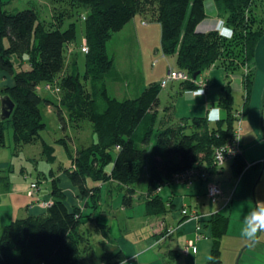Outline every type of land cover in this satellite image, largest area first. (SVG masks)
Instances as JSON below:
<instances>
[{"label":"trees","instance_id":"16d2710c","mask_svg":"<svg viewBox=\"0 0 264 264\" xmlns=\"http://www.w3.org/2000/svg\"><path fill=\"white\" fill-rule=\"evenodd\" d=\"M58 1L63 4L58 16L53 13L51 23L46 24L35 8L8 9L0 0V82L3 84L0 90L1 96L8 95L15 103L11 117L0 121V148L5 145L4 124L11 122L17 144L41 140L43 154L54 163L55 147L41 139L45 123L40 109L42 102L47 107L54 104L63 127V110L77 127L84 120L91 124L94 138L88 146L71 151L65 140L60 139L71 161V165H64V171L78 196L86 201L85 207L96 210L102 187L99 183L110 182L125 189L122 204L132 207L135 185L151 160L146 184V195L150 198H144V202L148 216H161L167 211V201L157 190L170 185L174 175L191 170L196 173L192 182L200 179L209 183L200 174L207 176L217 169L212 164L213 149L233 137L236 121L230 76L238 73L247 61L253 63L256 45L264 35V16H259L254 9L256 0H213L216 10L224 15V22L233 30L222 35L217 30H197L207 17L206 0ZM151 8L157 9L163 54L175 56L180 71L188 76L178 81L179 95L195 91L196 79L211 67L223 68L226 79L217 104L223 113L220 121L210 124L205 117L163 125L158 115L162 87L157 82L144 87L134 97L118 100L109 96L106 81L122 82L125 77L114 67L113 58L107 53V42L137 13H146ZM74 9L85 11L80 14L85 23L87 46L83 80L91 82L93 99L87 94L77 69L60 76L65 48L76 38L74 22L64 29L61 24ZM15 57L21 60L19 68L15 67ZM239 73L242 78L246 76L242 81L249 95L252 75ZM59 76L60 99L53 103L41 97L37 83H50ZM98 99L104 103L101 111ZM148 147L153 151L151 159L147 156ZM245 167L243 156L237 155L233 162L235 174L239 175ZM154 192L156 196H152ZM51 194L52 202L44 214L17 218L2 227L0 264H80L91 253L90 241L82 226L85 221H95L94 213L86 214V210L69 207L55 181L51 183ZM89 201L93 203L91 206ZM96 222L99 228L103 226ZM228 224L229 218L222 212L213 213L207 219L211 259L208 257L205 264H222L221 241ZM103 249L104 264H118L125 258L118 250L114 252L113 262H106L110 253L105 246ZM166 255L170 259L180 257L176 250H169Z\"/></svg>","mask_w":264,"mask_h":264},{"label":"rangeland","instance_id":"374dc122","mask_svg":"<svg viewBox=\"0 0 264 264\" xmlns=\"http://www.w3.org/2000/svg\"><path fill=\"white\" fill-rule=\"evenodd\" d=\"M2 1L5 2V6L8 9L16 8L21 10L25 8H35V10H37L39 13L40 20L44 21L46 24L51 23L53 13L57 14L58 16V12L60 10V4L57 2L54 4L52 0ZM61 5L63 6V4ZM254 9H258V14L263 15L261 10L264 11V0H256ZM214 11V8H207V18L203 23H206L210 19L214 18ZM84 12V9H81L79 12H76L75 9L71 10V15L66 16L61 24L63 27L62 29H64L67 28L70 23L74 22L76 28V38L71 45L69 44L65 48L64 68L60 76L65 75L67 72H71L73 69H77L82 81L84 82L87 94L91 99H93L94 93L93 90H91V82L88 80H83L86 55L81 52L80 48L81 46L86 45V38L85 23L83 18H80V14ZM156 15V8H151L143 14L138 13V20L142 19L143 23L141 22V25L138 28L141 31L137 33V37L135 38L133 33L125 32L126 28L121 30L123 32L119 31L114 33L111 39L107 42V53L110 58H113L114 67L118 71L126 73L132 82L137 80L140 82L144 77L145 80L150 84L152 82L161 83L163 80H167V84L165 85L166 87H162V93H160L159 96L160 106L161 108H164L168 105V94H171L172 91L174 94V82H176L178 85V81H181V78L183 77L169 79V74L180 71V68L177 64L175 56H165L162 52L160 42L161 28L157 21ZM136 17L137 16L134 18ZM226 26H228L227 23ZM208 27L209 25L206 26V29H209ZM229 27L225 30H230L233 33L232 27L230 25ZM13 61L15 67L19 68L21 60L15 57L13 58ZM23 64L24 67L27 66L26 63ZM252 64L253 63H251V60L247 61V63L240 67V71H243V74L245 75L252 74L254 71L252 69ZM214 67L216 66L211 67V69ZM217 69L223 70V68L218 67ZM208 71L204 72L203 76L200 77V79L205 81L203 83H206V78L204 75L207 77ZM60 76L56 79L54 78V80L48 84L51 86H59L58 84ZM244 78L246 79V76L243 77V79ZM198 79L199 78H197L196 81ZM46 84L47 83L44 82L37 83V89L40 91L39 94L48 101L56 103V99H60V94L58 95L55 92L46 89ZM106 84L109 96L117 98L118 100H122L126 97V95H122V89L124 87L125 81L115 82L112 80H107ZM217 90L220 93L223 92L222 88L220 87ZM211 93H213V91H211ZM233 93L234 109L237 108L238 111L240 110L244 112L243 107L245 102L243 94L241 91H235ZM251 95V99L248 103V111H245V115H242L243 120V118H246V114H249L250 121L247 122L246 118L242 126L245 127L248 124L250 130L255 132V129L258 131L259 126H261V117L263 118L264 123V114L261 115L260 106V101L262 102L264 97L263 73H259L257 79L253 82ZM97 102L98 110L101 111L104 103L101 99H98ZM217 104L218 103H216V106ZM40 109L43 123H45V129L41 131V139H43L47 144L55 147L54 155L56 160L54 163H50L47 160L46 155L43 154L41 140H38L32 144H17L13 139L11 122H6L4 124L5 145L4 147L0 148V224H4L2 222L4 220H8L13 216V214H16L14 219L25 218L26 209L31 206V203L36 201H34L36 196H29V192L31 190L28 188L30 184L38 183L40 186L39 195L41 194L43 196L47 192L45 183L51 178H54L53 176L58 177L60 174L63 175L65 173L64 165H71V161L64 150V146L61 145L62 142H60V139L65 140L71 151H75L78 148L80 149L83 146H88L91 142H93L94 136L91 124L88 120H84L80 126L77 127L74 122L69 120L68 114L63 110L62 114L65 122L63 127V123L58 117V111L54 104L47 107V104L42 102ZM160 113L161 115L163 114L162 111H160ZM236 127L237 124L235 128ZM147 149L149 151L147 156L151 159V153L153 151L150 149V147ZM255 150L256 148H254L253 141L249 135L247 136V143L243 148L246 160L248 159L250 162L252 156L255 155ZM260 153L264 154V148ZM152 163L153 162L149 160L139 182L135 185L138 198L135 197L132 207L123 206L121 197L124 194L125 189L121 190L120 187L114 182L103 184L99 195L100 200L96 210L92 209L91 207H85L86 214H90L91 212L94 213L92 219L95 221H90V223L85 221L84 225L82 226V230L88 235L91 245V253L85 255L80 264H103L99 257L104 252V249L102 248L103 242L99 230L100 228L97 226L96 221H98L100 225H111L113 231L112 233L110 232L109 237L115 244L125 246V248L131 246L135 248L140 259H132L133 261L129 260L128 263L139 264L141 259L145 258L148 263L152 264V260L147 258L149 256L153 257V254L160 255L158 248H153L152 250L146 249V251L142 253L143 248H148V243L152 238L151 229L153 230L156 228V226H154V223L156 222L155 219L151 227V220L153 216L147 215V207L141 199L143 196H140L142 192L146 191L147 171ZM162 165L165 166L166 170V164L163 163ZM232 167V163H228L224 166V171L222 173L216 174L208 172L206 176L209 183H214L216 185L219 184L218 186L222 188L224 193V195L219 198L216 204L221 207L225 205L223 208L225 210L222 212L229 218L227 232L221 241V252L224 258V264H264V248L260 244L263 237H260L259 240H257L259 231H257L256 238L253 240H250L242 235V230L246 226L244 223L245 217L250 213L257 212L260 208L264 207L263 201L260 199L261 190L264 188V179H260V181H258V179L255 178L254 172L252 171H245L238 176L235 174ZM57 179L66 178L65 176H62L61 178ZM7 183L9 187L7 186ZM6 186L8 189H6ZM174 186L176 187L177 185ZM189 187L190 186L187 185V188ZM182 189L187 191L184 187H182ZM190 189L191 188H189V190ZM169 191V187H164L161 196L166 197V194ZM178 192L182 196V190H179L178 188L177 192L175 191V193ZM139 198L142 201H140ZM187 199L188 200H186V203L188 201L191 203L196 201L193 196L189 197L187 195ZM202 199L205 201L204 196H202ZM226 201H228V203ZM89 204L91 206L93 203L89 201ZM199 204V208L201 209L202 202L199 201ZM14 219H10L6 225ZM189 233L192 237L188 240L193 243L195 237L193 236L192 229L191 231L184 233V236H186L185 234ZM184 240L185 237H183L181 241L182 244H184ZM254 240L257 241L253 242ZM105 247L107 248V252H109L110 248L107 246ZM183 258L184 257L176 259V264H180L179 260ZM157 259L160 261V264H163L161 259Z\"/></svg>","mask_w":264,"mask_h":264},{"label":"crops","instance_id":"0c3cea01","mask_svg":"<svg viewBox=\"0 0 264 264\" xmlns=\"http://www.w3.org/2000/svg\"><path fill=\"white\" fill-rule=\"evenodd\" d=\"M54 4L61 3L58 2L57 0H52ZM208 5H207V3ZM205 2V11L207 8H214V18L210 19L208 22L203 23L205 20H203L199 26L197 27V30L200 32H206L209 30H218L221 27L225 26V22L223 20L224 15L220 14L213 3V0H206ZM61 6V5H60ZM256 12H258V9H256ZM261 13L264 16V11L261 10ZM260 15V14H259ZM137 16L136 18H134ZM125 26L122 30L125 28V32L127 33H133L135 35V38L137 37V33L140 32L139 26L141 25V22L143 23V20H138V13L135 15ZM207 16V14H206ZM139 23V24H138ZM209 25V29H206V26ZM264 25V23H263ZM123 32V31H121ZM72 44V43H71ZM70 44V45H71ZM69 50V49H68ZM70 51V50H69ZM72 54V53H71ZM71 56V55H70ZM73 56V54H72ZM252 69L254 70L252 75V81L254 82L257 79V76L259 73L264 74V35L261 36L259 39L256 48H255V53H254V60L252 64ZM120 72V71H119ZM207 72V71H206ZM124 77H125V84L122 89L123 94L126 95V97H134L143 90L144 87L148 86L150 83H148L145 80V77L143 80L140 82L137 80L135 82H132V80L129 79L128 75L124 72H121ZM209 75V76H208ZM208 75H204L206 78V89L204 94L201 97H195L193 95V91H184L182 94L179 95V87L176 82L175 83V91L173 94V91L171 94H168V105L165 106L164 108L159 107V119L162 122L163 125L167 124H174L180 119H193V118H207V111L205 110V105L207 104H212L215 105L218 103L219 98L222 96V93H220L217 89L225 84V73L222 69H217V67L210 68L208 71ZM209 82H208V80ZM231 90L232 94L235 91H241L244 97V107L243 111H238V109H234V114L236 115V121L233 124V129L234 132H236V135L238 136V155L243 156V160L246 164V167L242 170L240 174H242L245 171H252L255 174V178L260 181V179H264V154H261V150L264 148V123H263V118L261 117L260 125L258 131L255 129V132L250 130V127L248 124L244 127L242 126L243 123L245 122L247 118V122L250 121V116L249 114H246V118L242 120V115H245V111H248V103L251 99V94H252V85H251V92L249 95H247L245 89H244V83L242 81V77L240 76V73H236V75H231ZM153 83V82H152ZM158 83V82H157ZM2 82H0V87L2 86ZM166 87V86H165ZM126 88V89H124ZM216 88V89H215ZM243 90V91H242ZM213 91V93H211ZM162 93V91H161ZM117 99V98H116ZM234 105V104H233ZM260 106H261V115L264 114V97L262 102L260 101ZM165 108H167L165 110ZM234 108V107H233ZM237 110V111H236ZM160 111L163 112L161 115ZM243 113V114H242ZM223 114V113H222ZM237 124V127L235 128ZM244 127V128H243ZM241 134V135H240ZM246 134V135H245ZM245 137L243 138V136ZM251 136V139L253 141L254 148L256 150L254 151L255 155L252 156L250 162L248 159L246 160L245 154L243 151L244 145L247 143V136ZM241 136V139H240ZM258 137V141H257ZM250 142V141H249ZM263 143V144H262ZM263 155V156H262ZM234 158L229 159L226 161V163L221 167L217 168L213 173H222L224 171V166L228 163H232L233 165ZM231 166V164H230ZM234 170V168L232 167ZM239 174V175H240ZM238 175V176H239ZM62 176H65L66 179H57L61 178ZM54 178H51L48 180V182L45 183L46 186V194L45 195H39L40 191V186L38 185V188L33 192V195L30 197H35L33 203H31L27 209H26V215H42L45 213L46 209L48 206L44 205L46 203L49 205L52 202V194H51V183L55 181V184L57 187L62 191V193L65 196V203L68 206H73L77 207L80 209V211H84L85 209V200L81 197L78 196L77 190L72 186L69 178L66 176V173L63 175L60 174L58 177L53 176ZM199 183V185H198ZM259 183V182H258ZM211 183H207L203 180L197 179L192 182L189 188H187L186 184H170L166 185L164 187H169L170 191L166 194L165 196H161V198L164 201H167L166 203V208L167 211L163 215H158V216H153L151 220V227L153 225L154 219L156 222L154 223V226H156L155 229H151L152 234H151V239L148 243V248H143L142 253L146 251V249L152 250L153 248H158L160 255H155L153 254V257H148L147 259L152 260V264H160V261L157 259H161L163 261V264H176V259H180L181 257H184L183 259L179 260L180 264H205L208 257H209V252L211 248V234H210V228L206 227L205 225L207 224V219L210 218V215L216 212H224L225 209L224 206L221 207L219 205H216L219 198L224 195L222 188L220 187L222 191V195L217 198L215 203H211L207 197H206V190H207V185ZM214 184V183H212ZM99 185H102V183H99ZM174 185H177L176 187ZM219 185V184H218ZM8 186V183H7ZM6 186V187H7ZM9 187V186H8ZM8 187L6 189H8ZM30 187V186H29ZM159 191L157 190V194L159 193L161 195L163 188ZM182 187H184L187 191L183 190ZM102 188V187H101ZM182 190V196L180 193H175L177 192V189ZM29 189V188H28ZM175 189V191H174ZM159 191V192H158ZM260 199L263 201L264 205V188L261 190L260 193ZM187 195L193 196L195 198V202L191 203L188 201L186 203ZM140 196L142 197V200L140 201L144 202V198L148 199L150 198L149 195H146V191L142 192ZM152 196H156V193L154 192ZM202 196H204L205 201L202 199ZM138 198L137 193L134 196V199ZM133 199V202H134ZM199 201L202 202V208H199ZM204 202V203H203ZM228 203V201H226ZM145 203V202H144ZM226 204V203H225ZM264 208V207H263ZM182 209H186L189 213H195L196 212V218H190L188 219L187 217H184V215L181 214ZM202 210V211H201ZM222 212V213H223ZM147 213V212H146ZM224 214V213H223ZM16 217V214H13L12 217H10L8 220H4L0 224V230L2 229L3 226L6 225L10 219H14ZM103 224H101L102 226ZM199 228V230L197 229ZM193 230V236L195 237L193 241V247H190L188 252L185 253L183 250V247H187V245L190 243V239L192 236L189 234H185L188 231ZM100 234L102 237V246H107L110 248L109 255L106 257V262L107 261H112L113 262V257L115 256V251H121L123 254L124 260L119 262L118 264H130L128 263L129 260H135V259H140L138 253H136V250L134 247H128L125 248V246L115 244L109 237L110 232L112 233L113 229L110 226L100 227ZM180 237V238H179ZM185 237L184 244H182V239ZM260 237H263L262 242L260 243L263 248H264V229L259 230V236L257 240H259ZM257 240H254L253 242H256ZM252 242V243H253ZM123 247V248H122ZM103 248V247H102ZM131 248V249H129ZM169 250H176L179 252V258H168L166 255V252ZM260 251V250H259ZM103 253L99 256L100 259L103 262L102 259ZM223 258V256H222ZM132 260V261H133ZM104 261V262H105ZM131 261V262H132ZM104 264V263H103ZM139 264H150L148 263L145 258L141 259ZM223 264H224V258H223ZM247 264V263H245Z\"/></svg>","mask_w":264,"mask_h":264},{"label":"built area","instance_id":"2783aa9c","mask_svg":"<svg viewBox=\"0 0 264 264\" xmlns=\"http://www.w3.org/2000/svg\"><path fill=\"white\" fill-rule=\"evenodd\" d=\"M81 52L87 53V46L83 45L81 47ZM175 77H183L181 78L182 80L188 79V76L184 72L177 71V72H172L169 74V79L175 78ZM167 80H163L160 83L161 87H164L167 83ZM204 80L198 79L196 81V85L198 88L193 91V93L200 91L204 87V92L206 89V85ZM46 89H49L50 91L55 92L56 94L59 93V87L58 86H51L50 84H46ZM238 136L236 135V132H234L233 137L230 140H226L223 142L221 145L214 147L213 149V156H212V164L215 168H221L227 160L233 159L238 155ZM196 173L191 171V170H186L184 172L178 173L174 175L171 179V184H186V185H191L192 184V179ZM200 177L202 179H205V174H200ZM38 188L36 183L30 184L29 190V196L33 195V192ZM222 195V191L220 187L216 184H208L207 185V190H206V197L211 203H215L217 198ZM44 205L48 206L46 203ZM181 214L184 215V217H187L188 219L190 218H196V212L195 213H189L186 209H182ZM199 230V228H197ZM190 247H193V243L190 242L187 247L184 248L185 253H187L188 249Z\"/></svg>","mask_w":264,"mask_h":264},{"label":"clouds","instance_id":"9594fccd","mask_svg":"<svg viewBox=\"0 0 264 264\" xmlns=\"http://www.w3.org/2000/svg\"><path fill=\"white\" fill-rule=\"evenodd\" d=\"M228 27L229 26H226L225 24V26L221 27L217 31L220 34L223 33L222 35H226V32L228 33L231 32L230 30H225ZM203 94H204V87L200 91L193 93L195 97H201ZM205 110L208 113L207 120L210 124H214L222 119V110L219 107H217L216 104L205 105ZM244 223L246 226L242 230V235L250 240L255 239L257 231L264 229V208H260L257 212L250 213L248 216L245 217ZM209 259H211V257H209Z\"/></svg>","mask_w":264,"mask_h":264},{"label":"water","instance_id":"95a60500","mask_svg":"<svg viewBox=\"0 0 264 264\" xmlns=\"http://www.w3.org/2000/svg\"><path fill=\"white\" fill-rule=\"evenodd\" d=\"M199 72L195 73L193 75V78L195 79ZM15 108V103L12 101V99L8 95H4L0 97V121L8 120Z\"/></svg>","mask_w":264,"mask_h":264}]
</instances>
